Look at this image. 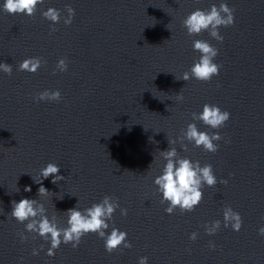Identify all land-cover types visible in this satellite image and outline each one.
<instances>
[{
  "label": "water",
  "instance_id": "1",
  "mask_svg": "<svg viewBox=\"0 0 264 264\" xmlns=\"http://www.w3.org/2000/svg\"><path fill=\"white\" fill-rule=\"evenodd\" d=\"M221 2L234 17L219 28L221 42L207 31L186 33L188 13ZM66 6L74 9L68 25ZM49 7L61 15L51 27L41 15ZM195 39L218 49V74L207 82L180 79L198 56ZM33 56L43 61L38 70L19 71V62ZM62 57L66 71L53 74ZM0 62L12 66L0 73V264H137L140 256L148 264H264V236L257 234L264 224V0H43L32 16L0 10ZM45 89H58L61 99H33ZM205 103L230 114L215 130L195 122L220 134L215 152L182 136ZM168 147L210 164L217 177L191 212L166 214L152 184ZM48 162L64 179L39 176ZM41 179L43 196L34 183ZM105 195L127 209L123 217L117 209L113 223L130 248L108 253L90 233L75 249L61 244L48 257L40 249L47 242L8 215L11 201L33 198L62 225L63 210ZM225 205L240 214L239 231L223 227ZM213 220L221 227L206 235L203 225Z\"/></svg>",
  "mask_w": 264,
  "mask_h": 264
},
{
  "label": "clouds",
  "instance_id": "2",
  "mask_svg": "<svg viewBox=\"0 0 264 264\" xmlns=\"http://www.w3.org/2000/svg\"><path fill=\"white\" fill-rule=\"evenodd\" d=\"M43 3V0H0V10L8 14H23L32 16L38 4ZM67 13L63 18V23L68 25L71 23L74 9L70 6L65 7ZM42 17L50 21V27L61 20L60 10L47 8L41 12ZM234 22L233 9L229 8L226 3L221 2L219 6L211 4L207 10L195 9L188 13L182 20V25L189 36L199 35L202 31H207L208 35L214 38L217 42L223 40L219 34L220 27H227ZM192 49L198 53L192 65L187 71H184L180 79L185 81L196 79L207 82L211 77L218 74L220 65L213 62L214 57L218 54V49L211 45L207 40L195 39L192 41ZM43 63L40 57H27L21 60L18 64L19 71L35 73ZM67 69L65 58H59L56 61L53 74L57 70L64 72ZM12 66L0 62V73L10 74ZM37 101H59L61 99L60 91L48 90L38 92L34 97ZM178 100H182V96H177ZM192 121L187 123L183 129V139L192 144L193 147L202 148L207 152L217 151L218 144L214 143L221 139V136L216 131H205L197 127L196 121L201 122L210 130L220 128L228 119L229 112L221 110L215 104L205 103L201 110L191 113ZM169 145L175 143L169 139ZM160 158L163 161L159 168V173L152 178V184L155 186V191L159 194L160 203L166 204L164 212L172 214L174 210L180 212H191L194 207L198 206L202 199V190L204 187H212L217 184V177L214 175L210 164H203L198 160H192L187 156H180L175 147H168L161 150ZM60 166L54 162L46 163L39 169V176L42 179H47L50 175L52 183L64 179L59 173ZM41 180H36L38 184L37 195H46L48 189L43 186ZM221 184H226L227 181L221 179ZM19 191V188L17 187ZM25 192H30L29 185L24 186ZM62 199V197H60ZM11 203V211L8 213L10 217L15 219L17 223H22L24 232L35 234L42 240L46 241L48 247L45 249L43 245L40 249L44 254L51 257L61 244H70L75 249L81 238L94 233L98 238L103 240L104 250L111 253L118 246L127 249L131 244L127 240V233L117 227L113 223V214L119 209L120 216L127 215V209L121 207L115 197L105 195L98 202L92 203L88 207H79L78 201L72 207L63 210V224L57 222L55 217H50L43 205L38 204L33 198L22 197L18 201L13 200ZM222 222L224 228H231L232 231H239L242 226L241 216L234 211L231 206L225 205L222 208ZM221 227V220H213L211 223L205 222L203 230L206 235H214ZM24 232L19 233L21 241L27 239ZM257 234L264 236V224H261L257 229ZM35 238V237H33ZM197 232L189 233V240H196ZM208 246L214 247L209 241ZM32 255H38V249H32ZM137 264H148L146 256H140L137 259Z\"/></svg>",
  "mask_w": 264,
  "mask_h": 264
}]
</instances>
